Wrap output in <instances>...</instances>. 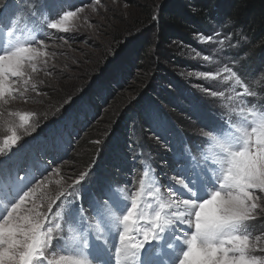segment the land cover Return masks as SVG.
<instances>
[{"label":"snow or ice","instance_id":"snow-or-ice-1","mask_svg":"<svg viewBox=\"0 0 264 264\" xmlns=\"http://www.w3.org/2000/svg\"><path fill=\"white\" fill-rule=\"evenodd\" d=\"M100 4L65 5L47 14L34 6L31 23L7 4L0 8V264H264V231L251 227L264 218V106L232 109L237 122L222 116L202 132L200 157L188 152L177 159L166 187L144 168L138 187L108 188L91 196L87 207L81 187L88 172L68 182L60 167L37 179L9 165L24 137L40 126L39 113L13 105L47 96L38 86H50L56 53L48 50L45 33L77 28L85 9ZM190 75L230 82L235 94L229 102L243 105L242 97L257 96L234 66Z\"/></svg>","mask_w":264,"mask_h":264},{"label":"rangeland","instance_id":"rangeland-1","mask_svg":"<svg viewBox=\"0 0 264 264\" xmlns=\"http://www.w3.org/2000/svg\"><path fill=\"white\" fill-rule=\"evenodd\" d=\"M30 1L33 0H0V8L7 4L9 12H18L25 15V12L21 13L22 6ZM72 1L75 0H47V2L44 0L43 2H38L36 7H40L43 3L44 9L60 8ZM169 1L101 0V4L95 11L91 7L85 9L81 14L82 19L77 22V28L71 29L67 33L57 32L56 30H49V33H45V36L50 37V39H46V43L49 45L48 50L56 53L55 59L50 61L49 70L52 71V77L48 81L50 86H38L41 92L47 93V96L36 97L33 95L28 103L17 102L13 105L14 108L33 110L40 114V126L31 136H25L21 145L49 130L53 125V120L56 121L58 117L69 115L75 110H81L82 116H78V119L74 122H71L70 117L67 118L64 122L66 128L60 132V136L58 135L57 139L61 140L62 136L64 138L65 131H69L74 126L79 128L81 134L74 140L73 149L69 151L66 158L54 164L47 158L52 164V167L49 169H44L41 166H38L36 170L33 167L23 168V171L21 170V177L27 174L29 178L35 175L37 179H40L42 178L40 173L48 175L53 168L60 167L63 176L68 182H71L72 178H70V174L77 171L82 172L83 170H78L77 165L76 167L71 166L69 161L76 151L78 153L82 137L94 125L105 126L102 129L108 140L114 135L117 138L115 127L117 126L116 130L122 127L123 118L121 114L123 115L128 109L137 111L139 104H142L145 98L158 100V105L152 102L149 104L147 102L143 103L147 128H143L142 132L149 140L151 147L146 145L145 149L142 147L135 149L130 163H121L122 170L119 168V164L109 166L98 164L90 172L88 180L81 187L85 207H87L88 199L91 196H99L108 188L121 189L125 185V188H132L133 185L138 187L143 169L151 168V164H153L156 174L161 173L165 177L170 173V176H172L173 174L170 171L174 169V162L181 158L182 155L191 152L193 156L200 157L201 145L204 140L201 135L202 132L208 131L211 125L213 127V123L220 124L222 116L231 118L233 122H237L239 116L234 114L232 109L264 106V64L259 63L263 55L259 56L255 52L252 54L251 50L248 49L250 45L249 37L240 28L229 25L227 21H216L211 24V27L207 31L200 32L193 37L191 43L188 45L179 40V44L176 43L169 46L174 57L179 56L184 58L182 62L183 66H173L172 61L167 59V49L164 47L156 48V40L147 43V45H151L149 50L151 55L149 53L141 55L140 51L136 54L134 50L137 49V46H140L139 49L143 48L146 36L149 34V36H153V30L157 27L156 22L157 17H159L160 7L162 3ZM92 2L93 0H88L75 6H67L80 7L82 5H91ZM30 9L32 7H29L27 11L30 12ZM83 18L90 20V23H85ZM35 20L36 17H32V21ZM200 36H212L213 39L210 42L201 41L198 38ZM41 38L44 37L42 36ZM4 39L5 37L0 33V43ZM231 52L234 54H231ZM197 53H199V56ZM205 56H208L210 59L206 61L204 59ZM154 57L157 58V61ZM125 62L130 64L128 69L122 71L121 77L115 80L113 87L104 93V84H106L103 81L104 77L109 74L110 70H115L119 74L120 70H122L120 66L126 67V65H120V63L124 64ZM154 63L158 64V68L154 66ZM164 64H168L174 73H177L178 76L180 75L178 77L180 81L181 79L185 81L184 88L187 91L183 93L182 98L189 95L190 99L183 102L181 97H174L177 89L174 85V80L176 79L172 77L166 83L167 87L171 84L169 87L171 91H166L165 93L155 85V93H151V91V94L147 95L148 93H142L143 91L135 92L142 74H149L151 70L155 74H158V72L162 73L159 69ZM51 65H54V69ZM224 65L234 66L238 72L239 70L241 71L243 77L250 78L252 85L249 83L247 85L250 91L257 92V96L254 98L242 97L244 100L243 105L240 103V100L229 102L226 97L235 94L231 91L232 85L230 82L223 81L222 77L211 80L190 75V73L198 72L215 73ZM148 69L149 72L146 71ZM39 78H44L43 73L40 74ZM153 78L157 80V77H154V75ZM245 81L248 82L247 79ZM206 89L217 92L223 91L225 92V97H212L205 91ZM236 91L240 92L242 89L237 86ZM117 95L121 96L128 103L122 107L124 109L120 113L117 112L115 116H112L115 112L116 103L114 102H116L115 97ZM69 96L72 99L64 103ZM123 99H118L120 100V104L125 103L121 101ZM175 99L177 101L173 102V105L168 103L169 100L174 101ZM56 109H59V111H55ZM45 112H47V116L43 115ZM166 112L168 114L172 113L174 117L176 113H179L187 123H179L177 120L171 121ZM136 126L134 123V125H131V128L135 129ZM4 134V126L0 124V136ZM140 137V133L139 137L135 135L134 141L139 140ZM119 139L118 137L117 140ZM111 143L114 150L116 141ZM44 146L45 144L42 145V147ZM46 146L48 147L49 145ZM60 147L59 144L58 150ZM88 148L85 142L84 144L82 143V151L84 150L87 153ZM20 150L21 148L18 151L14 150L13 157ZM82 151H79V153ZM157 153H161L159 158H157ZM146 155L152 157L146 158L148 159V162L145 164L146 167L141 170L138 178L134 180V175L138 173V168L134 166L135 161ZM17 160H20V158ZM9 165L13 168L14 172L19 171L18 167L20 164L18 162L12 161L9 162ZM15 165L17 166L16 168H14ZM74 175L72 176L73 178L79 174L77 172ZM58 178V176H52L53 181ZM125 180L130 181L126 182ZM159 181L162 185L166 183L162 177H159ZM49 187L51 188L50 194L54 196L57 186L53 183ZM262 219L264 218L258 220L262 221ZM258 220L253 222L251 227L256 232L264 231L261 226L257 225Z\"/></svg>","mask_w":264,"mask_h":264},{"label":"trees","instance_id":"trees-1","mask_svg":"<svg viewBox=\"0 0 264 264\" xmlns=\"http://www.w3.org/2000/svg\"><path fill=\"white\" fill-rule=\"evenodd\" d=\"M84 1L88 0H76V2H80L81 4ZM67 5H70V3ZM216 21H227L229 25H232L235 28H240L242 31H244V34L250 39V45L248 46V49L251 50L250 52H252V54L255 52L259 56L263 55V58L261 61H259V63L264 64V0H170L167 3H162L159 11V17H157V27H155L153 30V36H149L150 34L146 36L145 45L143 48L139 49L140 46H137V49L134 51H136V54H138L140 51L141 55H144V53H146V55L147 53L150 54L149 50L151 45H147V43L149 41L156 40V48L158 49V47H164L167 49V59L172 61L173 66H183L182 62L184 58L179 56L174 57V55L171 53V50L169 49V46L176 43L179 44V40L186 45L190 44L193 37H195L200 32H205V30L207 31L211 27L210 25ZM231 54L234 53L231 52ZM154 59L157 61L156 57H154ZM167 59H165V61H167ZM175 60L176 62H174ZM120 65H126V67L120 66L122 70H120L119 74L115 70H110L109 74L104 77L103 81L106 83L104 84V93L109 88L111 89L113 87L115 80H118L121 77L120 74L122 71L128 69L130 66V64L126 62L124 64L120 63ZM154 66L158 68V64L154 63ZM159 70H161L162 73L157 71L158 74H155V72L151 70L149 74H142L139 78L135 92L143 91L142 93L146 92L148 93L147 95H149L151 91V93H155V85L165 93L166 91H171L169 89L171 84H169V87H167L166 83H168L169 78L172 77L173 79H176L174 80V85L177 91H175L174 97L182 98L183 93L187 91L186 88H184L185 81L182 79L180 81L178 78L180 75L178 76L177 73H174L168 64L160 66ZM146 71L149 72V69ZM152 73L154 77H157V80L153 78ZM145 85L147 86L145 89H143ZM118 99L123 98L119 95L115 97L116 102L114 103H116V107L112 116H115L117 112L120 113L121 110L124 109L122 107L128 103L127 101H124L125 99H123L121 101L125 103L120 104V100ZM187 99H190L189 95L188 97H183L182 101L184 102ZM175 101L177 100H169L168 103L173 105V102ZM145 102H147V104L152 102L153 104L158 105V100L154 98L151 100L145 98L143 103ZM143 103L139 104L137 111L128 109L123 115L121 114V117L123 118L122 127L119 130H116L117 126L115 127V133L117 138H120L119 140L115 138V135L108 140L104 134V130L102 129L105 126L102 127L99 124L94 125L81 139L82 143L84 144L85 142L86 146L89 147L88 152L85 153L84 150L82 151L81 143L78 153L76 151L75 155L69 161L71 166L76 167L77 165L78 170H83L82 172H87L90 168V171L88 172L89 174L98 164H103L105 166L119 164V168L121 169L122 162L130 163L135 149L138 147L145 149L146 145L151 147L149 140L142 132V129L146 127V121L144 117L145 107H143ZM160 107L162 108L161 105ZM80 115L82 116V111L75 110L69 115H62L58 117L56 121H52V127L45 133L50 137L57 138L60 132L66 128L64 125L65 120L69 117H76V119H78V116ZM166 115H169V119L171 121L177 120L179 123H187L182 119L179 113H176L175 117L172 113L168 114L166 112ZM113 119L115 120V118ZM71 122L74 121L72 120ZM134 123L137 125L135 129L131 128V125H134ZM68 133L69 132L66 131L64 133V138L61 135L62 139L57 140L64 142ZM139 133L141 135L140 139L134 141L135 135L139 137ZM80 134L81 132H76L75 134L69 133L70 140L67 142V145L69 148H71V151L73 149L74 140L79 137ZM42 136H45V134ZM96 141H99V143H96ZM113 141H116V147H114V150L111 143ZM79 151L82 152L79 153ZM156 155L157 158H159L161 153H157ZM13 161H15V159H13ZM77 172L79 174L81 171ZM77 172L74 173L76 174ZM74 173L70 174V178H73L72 176ZM257 225L264 229V219H262V221L258 220Z\"/></svg>","mask_w":264,"mask_h":264}]
</instances>
